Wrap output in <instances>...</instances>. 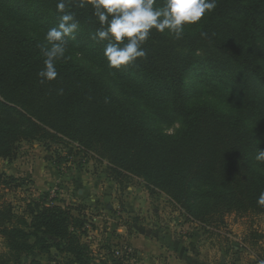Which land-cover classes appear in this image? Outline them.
<instances>
[{"label":"trees","instance_id":"trees-1","mask_svg":"<svg viewBox=\"0 0 264 264\" xmlns=\"http://www.w3.org/2000/svg\"><path fill=\"white\" fill-rule=\"evenodd\" d=\"M163 2L157 0L156 6ZM57 3L0 0L6 15L42 29L31 33L0 18V158H14L23 140L65 139L106 160L108 176L118 185L143 179L195 221L216 226L228 213H264L257 204L264 173L256 167L264 168V162L255 159L264 150V0H216L213 11L185 26L183 38L152 29L143 45L146 57L113 68L138 87L141 103L159 107L162 119H182L184 127L174 135L152 126L99 72L73 60L68 51L56 63L58 77L38 82L44 67L39 45L58 24ZM67 10L82 28L75 43L108 68V41L92 39L100 28L92 7L72 3ZM193 70L199 84L236 92L239 108L228 113L206 102L190 103L186 79ZM15 181L0 170V185ZM86 223L81 213L53 202L31 199L22 213L4 202L0 234L7 250L0 264H19L25 257H31L29 264H91ZM122 262L106 258L102 264Z\"/></svg>","mask_w":264,"mask_h":264},{"label":"rangeland","instance_id":"rangeland-1","mask_svg":"<svg viewBox=\"0 0 264 264\" xmlns=\"http://www.w3.org/2000/svg\"><path fill=\"white\" fill-rule=\"evenodd\" d=\"M0 18L31 33L42 32L32 21L9 17L1 8ZM80 32L82 28L76 35ZM75 41L76 38L70 39L66 50L71 58L99 72L120 98L142 113V118L151 119V125L165 134H178L183 129L182 119L168 116L162 119L157 105L141 103L136 85L120 77L112 67L100 64ZM194 53L202 56L199 50ZM198 79L196 70L186 79L190 103L206 102L228 113L239 108L241 98L231 88H209L199 84ZM0 121L4 122L1 114ZM256 167L264 173V168ZM0 170L17 179L9 187L0 185V205L10 203L16 212L22 213L29 200L40 199L42 203L73 208L85 217L84 239L90 244L91 264H102L106 258L110 262L122 258V264H150L158 251L145 250L139 242L135 245L134 239L142 236L169 251L173 249L172 241L180 242L179 253L188 252L195 264H264V213H228L223 222L214 223L216 226L195 221L164 193L150 190L143 179L133 177L118 185L108 176L106 160L79 150L76 143L68 140H23L14 158H0ZM200 203L203 202H197ZM117 225H122V229ZM6 250L0 234V254ZM33 257L47 259L44 255ZM30 259L25 257L19 264H29Z\"/></svg>","mask_w":264,"mask_h":264},{"label":"clouds","instance_id":"clouds-1","mask_svg":"<svg viewBox=\"0 0 264 264\" xmlns=\"http://www.w3.org/2000/svg\"><path fill=\"white\" fill-rule=\"evenodd\" d=\"M72 3L80 8L92 7L100 23L92 39L108 41L104 56L109 67L117 69L146 57L143 45L152 29L181 39L186 25L197 24L216 7V0H164L159 7L157 0H58L57 11L61 13L58 24L47 31L46 43L39 45L44 58V67L38 72L41 85L58 77L56 63L65 58L69 40L79 31L80 22L67 10ZM255 159L264 162V150L259 149ZM257 204L264 207V192L260 193Z\"/></svg>","mask_w":264,"mask_h":264},{"label":"crops","instance_id":"crops-1","mask_svg":"<svg viewBox=\"0 0 264 264\" xmlns=\"http://www.w3.org/2000/svg\"><path fill=\"white\" fill-rule=\"evenodd\" d=\"M81 197H83L82 199L85 198V196H81ZM117 227L120 230L122 229L123 226L117 225ZM126 230L128 229L126 228ZM134 240H135L134 242H136L135 245H137V242H139L140 247L145 250L152 251L157 248L156 250L158 251V255L152 258L150 264H195L194 261H191V256L189 255L188 252L179 253V248L181 247V243L178 241H172L174 245L171 248L173 249L169 251L167 247L163 248L162 245L158 247L157 245L158 242L157 243L154 242L149 237L142 236L141 238L139 239L135 238ZM185 250H187V248H185Z\"/></svg>","mask_w":264,"mask_h":264},{"label":"built area","instance_id":"built-area-1","mask_svg":"<svg viewBox=\"0 0 264 264\" xmlns=\"http://www.w3.org/2000/svg\"><path fill=\"white\" fill-rule=\"evenodd\" d=\"M119 254H120V251L118 250V251H117V255H119Z\"/></svg>","mask_w":264,"mask_h":264}]
</instances>
